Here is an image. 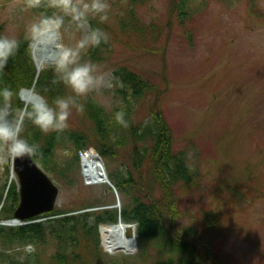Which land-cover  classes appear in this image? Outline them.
<instances>
[{
  "label": "rangeland",
  "instance_id": "obj_1",
  "mask_svg": "<svg viewBox=\"0 0 264 264\" xmlns=\"http://www.w3.org/2000/svg\"><path fill=\"white\" fill-rule=\"evenodd\" d=\"M127 1L109 0L108 47L101 59L93 61L104 74V85L88 96L106 111L116 113L122 105L119 88L123 87L116 70L127 65L149 78L155 90L139 106V117L150 120L149 105L160 95L158 104L175 134L174 147L187 152L188 164L198 175L194 186L178 192L184 211L182 231L200 245L217 248L218 264H264V13L260 11L264 12V0H185L182 13L174 0H142L134 7L143 28L139 31L131 26L123 29L122 21L132 22ZM22 4L23 0H0L3 34L20 38L39 16ZM13 6L14 12L9 13ZM90 27L94 28L91 22ZM89 30H76L66 18L59 44L74 43ZM31 42L30 52L39 70ZM68 124V129L92 128L90 119L75 107ZM73 150L62 138L57 154ZM101 162L109 174L111 165ZM8 164L10 160L0 163L3 205L11 183L18 182L11 167L7 175ZM122 168L125 170V165ZM50 175L60 186L56 207L81 203L105 190L106 201L119 211L123 206L124 195L108 184L84 186L86 178L81 174L84 185H70ZM210 211L219 220L213 229L203 219ZM99 232L106 262L110 255L125 257L120 263L133 261L136 242L130 251L112 252L103 241L100 226ZM49 241L42 247L46 255L54 250L53 240ZM23 247L34 250L32 244L15 249Z\"/></svg>",
  "mask_w": 264,
  "mask_h": 264
},
{
  "label": "trees",
  "instance_id": "obj_2",
  "mask_svg": "<svg viewBox=\"0 0 264 264\" xmlns=\"http://www.w3.org/2000/svg\"><path fill=\"white\" fill-rule=\"evenodd\" d=\"M142 0H128L126 11L132 22L122 21L125 26L143 30L135 16L134 7ZM185 0H174L180 13L183 12ZM40 13L52 10L34 9ZM258 11V10H257ZM262 13L263 10H260ZM121 17V16H120ZM119 17V18H120ZM127 18V17H126ZM130 21V20H129ZM93 27L103 31L108 23L98 24L91 21ZM3 26L0 25V33ZM20 36L21 45L15 57L10 58L7 66L0 70V86L10 87L18 96L13 97V104L24 107L20 96L24 87H33L35 91L46 97L51 103L56 97H67L70 90L62 83H53L54 73L51 65L44 67L37 76L29 41ZM101 43L90 48L86 58L92 61L101 59L107 44ZM123 82L119 88L122 105L117 108L125 112L127 127H122L114 120L115 112L106 111L91 97H77V104L82 105V112L92 122L91 129H65L63 132L43 134L38 128L26 122L23 136L29 143L39 145L34 158L42 167L64 184H83L79 150L94 148L107 163L111 165L109 177L117 189L124 195L123 206H107L112 204L105 200L106 190L101 196L91 195L81 203L56 207L42 216L46 221H33L22 225L0 224V264H126L120 263L110 255L105 261V253L101 244L99 226L102 223L117 221L119 215L125 221L136 222V249L128 264H218L217 248L200 245L195 238L188 237L180 227L183 209L179 199V189L193 185L197 180V172L187 161L185 150L174 147L175 134L158 104L160 95L149 105L150 120L139 117V106L152 94L153 82L133 68L122 65L116 70ZM165 88L161 89L162 93ZM158 104V105H157ZM115 108V109H116ZM114 111V110H113ZM62 138L73 146L74 150L62 156L57 148ZM113 164V166H112ZM125 165L126 169L122 168ZM9 164L6 167L8 175ZM7 182L3 185L5 187ZM88 186V185H84ZM19 189L12 182L6 204L1 208L0 219L14 217L19 203ZM93 207H100L91 209ZM208 212L204 220L210 227L219 226L218 218ZM41 217V216H39ZM209 227V228H210ZM53 240L54 250L45 254L42 247ZM32 244L34 250L25 247L16 250L15 246Z\"/></svg>",
  "mask_w": 264,
  "mask_h": 264
},
{
  "label": "clouds",
  "instance_id": "obj_3",
  "mask_svg": "<svg viewBox=\"0 0 264 264\" xmlns=\"http://www.w3.org/2000/svg\"><path fill=\"white\" fill-rule=\"evenodd\" d=\"M25 10L45 9L30 22L24 32L23 40L31 41L50 38L60 32L68 18L76 30L90 28L86 35L71 44L58 45V51L51 69L53 83H62L73 95L58 96L51 103L40 96L34 102L18 107L13 104V97L18 96L10 87L0 86V163L17 158H31L37 153L39 145L29 143L22 134L26 122L34 125L43 134L63 132L69 127L68 121L72 109L82 110L77 104V97H87L99 91L104 85V74L99 66L86 58L90 48L109 41V35L99 27H90L95 20L98 24L109 21L111 5L109 0H23ZM14 12V6L8 9ZM21 39L0 33V70H3L10 58L15 57L20 49ZM114 120L122 127L128 126L123 110L114 114ZM67 154V153H66Z\"/></svg>",
  "mask_w": 264,
  "mask_h": 264
},
{
  "label": "bare ground",
  "instance_id": "obj_4",
  "mask_svg": "<svg viewBox=\"0 0 264 264\" xmlns=\"http://www.w3.org/2000/svg\"><path fill=\"white\" fill-rule=\"evenodd\" d=\"M59 44V32L53 33L50 38L45 37L37 40H32L31 47L33 49L35 62L39 70L45 66L54 63ZM22 96L27 103L34 102L39 98L34 89L24 88ZM95 153V152H94ZM91 153L89 157L85 158V175L87 182H94L102 178V183L114 184L112 179L108 176L106 168L103 166L101 160ZM88 167V169H87ZM108 186V185H107ZM127 222L122 218L110 223H102L101 232L103 241L108 250L114 252L118 250L130 251L134 248L136 239L133 234L129 233Z\"/></svg>",
  "mask_w": 264,
  "mask_h": 264
},
{
  "label": "water",
  "instance_id": "obj_5",
  "mask_svg": "<svg viewBox=\"0 0 264 264\" xmlns=\"http://www.w3.org/2000/svg\"><path fill=\"white\" fill-rule=\"evenodd\" d=\"M13 169L17 173L20 189L15 217L27 219L53 211L60 197V186L34 157L14 159ZM127 226L132 230L129 233L135 236V224L127 223Z\"/></svg>",
  "mask_w": 264,
  "mask_h": 264
},
{
  "label": "built area",
  "instance_id": "obj_6",
  "mask_svg": "<svg viewBox=\"0 0 264 264\" xmlns=\"http://www.w3.org/2000/svg\"><path fill=\"white\" fill-rule=\"evenodd\" d=\"M83 156H84L85 158L89 157V154H88V152H85V153L83 154ZM84 169H86V167H84ZM87 169H88V167H87ZM99 180H102V178H101V179H99ZM96 181H97V180H96Z\"/></svg>",
  "mask_w": 264,
  "mask_h": 264
}]
</instances>
